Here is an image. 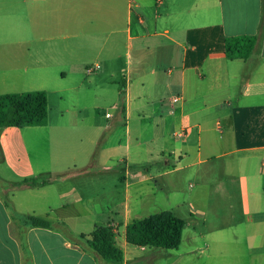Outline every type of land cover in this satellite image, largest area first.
<instances>
[{
    "label": "crops",
    "instance_id": "0c3cea01",
    "mask_svg": "<svg viewBox=\"0 0 264 264\" xmlns=\"http://www.w3.org/2000/svg\"><path fill=\"white\" fill-rule=\"evenodd\" d=\"M0 28L16 36L12 44L57 57L37 66L61 101L67 96L79 112L84 92L97 98L111 83L123 118L108 138L115 141L108 172L68 171L63 165L75 162L54 156L52 147L78 138L80 126L62 120L64 103L52 121L45 87L46 125L0 128V161L24 148L41 161L18 165L20 175L50 179L39 187L0 186V264H112L58 230L24 232L5 199L19 217L64 221L77 234L112 225L123 264H264V0H0ZM238 35H261L247 59L226 57L225 39ZM87 76L94 87L85 89ZM140 129L152 135L149 146ZM146 154L145 174L110 172L114 162L132 167ZM217 161L224 164L219 178L210 166ZM188 179L197 199L182 200L187 216L175 213L187 222L179 247L130 244L126 227L154 202L158 183L179 191ZM112 208H121L124 223L107 213Z\"/></svg>",
    "mask_w": 264,
    "mask_h": 264
},
{
    "label": "rangeland",
    "instance_id": "374dc122",
    "mask_svg": "<svg viewBox=\"0 0 264 264\" xmlns=\"http://www.w3.org/2000/svg\"><path fill=\"white\" fill-rule=\"evenodd\" d=\"M15 39L16 36H11L7 33V31L4 32L0 28V94L43 89V87L47 88L51 94L50 116L52 121L55 122L57 121V118H60L59 109H61V105L64 103L65 109H69V111L65 112L62 120L68 122V125H73V122L78 120V125L80 126V130H78L77 134L78 138L71 139V137H68L64 140L63 145H60L59 147H52L54 156L67 155L71 158L72 162H75L69 165V167H66L69 163L63 165V168H70L67 169L68 171L82 169L83 166H86V169L82 170L108 172L107 169L109 166L107 167L105 165V159H109L115 152L112 147L115 146V141L109 143L108 138L117 124H119L120 127L123 126V118L120 115L119 108L117 106L119 98H117L116 94L113 92V84H104L103 87H109L110 93H100L97 98L90 92L89 95L84 92L86 97L81 99V104L79 106L82 107L78 112L76 109L77 107H74L71 99L65 96L66 98L64 101H61L59 95L55 92L53 93L57 84L48 82V80L46 81L43 69L37 66V63L54 62L57 60V57L51 54L39 55L33 52V45H30V48H26L25 45L18 47L16 43L12 44L11 42ZM89 80L90 78L87 76V82L84 84L85 89L89 86L94 87L93 85H90ZM114 81L118 83L124 81V77L121 72H118L115 75ZM76 128L77 127L71 128L70 130H76ZM13 129L15 132L21 131V128L19 129L18 127H14ZM23 129L28 130V128ZM118 138L123 140L124 137L122 134H119ZM24 140L30 141L32 140V137L30 135L26 136ZM139 140L143 147L149 146L150 141L152 140V135H150L147 131H141ZM108 144H111V146ZM27 151L28 150L25 151L24 148L21 150L19 149L18 151L15 149L10 153V156H12L11 159L6 158L5 160L3 159V161H0V178H2L0 179V186L8 184L12 181H21L24 179L23 175H20L21 173H19L21 170L16 168L18 165L28 163V160H30V163L33 165L36 162L40 163L41 158H36L32 151H30V153ZM146 156L147 154L141 156L138 158L137 164H132V167L128 168H126L125 162H114L111 167H116L115 169L117 170L113 171L114 169H110V172L124 173L128 169L131 173L138 172V175L141 176L147 172L145 169L146 163H143ZM95 161L96 165L94 164ZM98 161L100 163H97ZM210 166H215L218 178L220 177V174L224 173V164L221 163V161H217ZM30 177L36 176L28 175L27 178ZM194 182V179H188L184 182L183 189L179 191H168L161 185V183H158L159 187L163 189L157 188V197L154 202L148 205H143L139 210V215H136L137 217L134 219L158 214L166 210H172L176 214L187 216L189 207L181 205V202L183 199L187 198L189 200L187 201L188 205L190 201L197 199V197L193 195ZM106 183L111 184L109 180H106ZM175 184H177V180L175 181ZM145 188L148 187L144 186V189ZM134 212L132 216H135ZM107 213L111 214L115 221L124 223L126 220V216L121 211V208H112L111 212ZM103 214L104 213H99L96 217H102ZM109 214H106V218L104 220L110 218ZM104 220L102 219V221Z\"/></svg>",
    "mask_w": 264,
    "mask_h": 264
},
{
    "label": "trees",
    "instance_id": "16d2710c",
    "mask_svg": "<svg viewBox=\"0 0 264 264\" xmlns=\"http://www.w3.org/2000/svg\"><path fill=\"white\" fill-rule=\"evenodd\" d=\"M263 27V25H262ZM261 35H238L225 39V54L229 59H247L257 49ZM124 92L122 91L121 107L124 108ZM49 96L46 90L36 89L20 92L0 94V128L27 126H43L48 123ZM50 179L37 177L24 178L10 183L7 190L24 187H39L48 183ZM6 190V189H5ZM13 220L19 219L23 231L32 227H43L58 230L72 242L80 245L84 250L95 254L98 261H107L112 264H123L124 253L116 244V229L108 224L96 226L89 234H77L64 221H50L37 215L19 217L11 208L7 199ZM187 222L177 216L172 210L152 214L134 219L126 227V240L139 247H157L174 249L182 241L183 230ZM25 234V233H24ZM24 234L21 235L24 247ZM28 264V261L25 262Z\"/></svg>",
    "mask_w": 264,
    "mask_h": 264
},
{
    "label": "built area",
    "instance_id": "2783aa9c",
    "mask_svg": "<svg viewBox=\"0 0 264 264\" xmlns=\"http://www.w3.org/2000/svg\"><path fill=\"white\" fill-rule=\"evenodd\" d=\"M98 67V66H97ZM180 99V97L179 96H174L173 98H172V101L173 102H176V101H178Z\"/></svg>",
    "mask_w": 264,
    "mask_h": 264
}]
</instances>
